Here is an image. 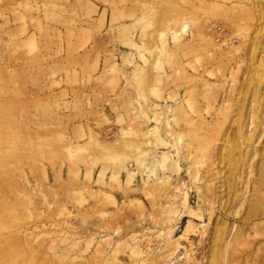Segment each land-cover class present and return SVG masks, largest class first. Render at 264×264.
Segmentation results:
<instances>
[{
  "label": "rangeland",
  "instance_id": "374dc122",
  "mask_svg": "<svg viewBox=\"0 0 264 264\" xmlns=\"http://www.w3.org/2000/svg\"><path fill=\"white\" fill-rule=\"evenodd\" d=\"M172 263L264 264V0H0V264Z\"/></svg>",
  "mask_w": 264,
  "mask_h": 264
},
{
  "label": "bare ground",
  "instance_id": "6f19581e",
  "mask_svg": "<svg viewBox=\"0 0 264 264\" xmlns=\"http://www.w3.org/2000/svg\"><path fill=\"white\" fill-rule=\"evenodd\" d=\"M183 24H184V23H183ZM188 24H189V23H188ZM188 24H187V23L184 24V28H182V32H183V30L185 31V30L187 29ZM182 26H183V25H182ZM185 32H186V31H185ZM170 107H171V106H170ZM170 107H169V108H170ZM169 110H170V109H169ZM254 118H256V117H254ZM255 120H256V119H255ZM167 121H168V120H167ZM167 123H168V122H167ZM167 126L169 127V125H166V127H167ZM180 154H181V153H180ZM155 162H156V161H155ZM170 254H171V256H169V257L167 256L168 259L171 258V257H174V252H172V253H170ZM170 254H168V255H170ZM167 258H166V261L168 260ZM176 258H177V257H176ZM169 260H171V259H169ZM169 260H168V261H169ZM174 260H175V259H174ZM172 261H173V260H172ZM172 264H173V263H172Z\"/></svg>",
  "mask_w": 264,
  "mask_h": 264
}]
</instances>
